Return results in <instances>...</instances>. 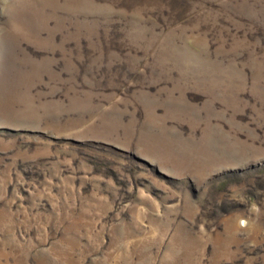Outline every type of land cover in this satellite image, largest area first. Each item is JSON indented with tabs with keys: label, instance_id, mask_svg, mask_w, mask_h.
<instances>
[{
	"label": "rangeland",
	"instance_id": "1",
	"mask_svg": "<svg viewBox=\"0 0 264 264\" xmlns=\"http://www.w3.org/2000/svg\"><path fill=\"white\" fill-rule=\"evenodd\" d=\"M0 264H264V0H0Z\"/></svg>",
	"mask_w": 264,
	"mask_h": 264
}]
</instances>
